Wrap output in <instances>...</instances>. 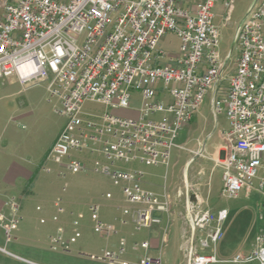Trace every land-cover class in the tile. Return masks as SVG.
Returning <instances> with one entry per match:
<instances>
[{
  "label": "built area",
  "instance_id": "obj_1",
  "mask_svg": "<svg viewBox=\"0 0 264 264\" xmlns=\"http://www.w3.org/2000/svg\"><path fill=\"white\" fill-rule=\"evenodd\" d=\"M233 2L0 0V79L15 74L26 86L46 83L50 99L57 101V113L65 120L48 160L79 173L86 171V165L72 153L95 156L93 171L120 187L122 214L132 217L135 231L169 218L172 201L167 192L158 195L144 189L143 171L127 165L167 167L170 150L179 147V133L208 93L214 117L222 114L228 125L223 133L226 155L220 162L221 194L236 198L242 190L254 189L264 197V0H253L236 27L232 45L238 57L229 72L231 54L222 58L218 51L213 17L220 4L228 20ZM168 33L179 40L176 53L159 46ZM135 94L137 108L131 105ZM86 102L105 111L88 114L83 110ZM118 110L134 112L136 117L112 113ZM189 196L187 188L177 191V197H184L190 230L183 239L188 264H264V230L256 235L249 253L218 259L215 247L227 211L214 214L198 196L195 202ZM104 197L112 198L109 193ZM6 205L10 217L0 216V228L9 242L20 219L19 204L10 198ZM54 207L63 213L59 202ZM99 211L97 204L89 206L92 230L106 239L116 231L99 218ZM52 221L57 222L58 216ZM71 225L67 240L63 227L49 237L50 250H66L80 238L78 219ZM198 233L204 236L195 243ZM124 246L121 238L118 253L106 250L87 257L129 264L118 259ZM148 247L140 242L132 248L147 251ZM138 264H160V259L144 257Z\"/></svg>",
  "mask_w": 264,
  "mask_h": 264
},
{
  "label": "rangeland",
  "instance_id": "obj_2",
  "mask_svg": "<svg viewBox=\"0 0 264 264\" xmlns=\"http://www.w3.org/2000/svg\"><path fill=\"white\" fill-rule=\"evenodd\" d=\"M252 1L234 0L228 20L224 19L227 12L222 5L218 4L214 8L213 23L219 34L218 51L222 58L229 53L231 54L227 67L229 72L234 71L238 57V51L232 45L236 27L245 16ZM159 46L169 53H176L179 40L174 34L168 33L161 39ZM135 96L137 97H134V102L131 105L137 108L139 106L138 95L135 94ZM210 98V93L205 95L195 114L189 131L191 139L187 142H182L180 139L176 140L179 147L170 150L167 167L149 168L136 163L127 166L139 167L148 172L149 175L146 176V179H151L152 186L150 188L160 192L164 187L170 196L176 194L178 187L183 189L184 181L191 182L195 177L201 180L203 184L208 185L203 190L208 202L211 206L224 208L227 211V216L221 223L222 237L215 248L218 259L228 260L236 252H246L245 249H241L242 244L246 241L247 245L252 242L251 249H253L254 236L260 221L258 220L255 224V220L253 222L251 217L253 214L256 217L259 216L256 208L257 201L264 197L254 189H244L236 198H227L221 194L220 171L213 162L208 161L207 148L210 144L218 142L219 133L224 127V116L219 114L215 119ZM57 107V101L50 99L44 82L26 86L19 82L15 74L0 79V169L9 168V166L12 167L10 169L27 167L34 172L32 185L28 187L27 183L24 187L27 192L23 195L25 198L20 193L15 194L21 198L22 203L18 222V228L21 231L19 242L24 243L23 238L31 232L43 240L47 231L56 232L59 226L66 228L67 233L64 236L67 240L72 235L71 223L73 219H78V230L81 236L69 246L73 255L82 254V259H89L87 257L89 255H100L113 240L106 241L93 232L90 212L86 206L90 202L101 206L104 203L101 194L106 191L110 192L112 196L109 201H116L121 205L124 203V199L120 187L114 186L107 177L93 171L95 156L86 155V153H72L86 165V171L79 173H72L66 170L63 165H57L48 160V153L51 149L49 146L65 124L64 118L57 113ZM83 110L88 114L100 115L105 111V108L92 102H86ZM112 113L120 117H136L134 113L124 110L113 111ZM195 140L201 142L200 146L203 144L206 146L203 157L192 152L196 148ZM200 167L203 168L204 174L196 176V171ZM150 173H154V175ZM3 174L0 172V176ZM254 184L256 187V180ZM55 202L60 203L64 210L63 214L57 213L54 207ZM259 205L261 204L258 203ZM37 206L39 210H36ZM53 215L58 216L57 222L52 221ZM64 216L67 217L65 224L61 221ZM40 219H43L44 223H40ZM128 229L137 232L132 224L128 226ZM169 229L171 227L168 228L167 232ZM139 232L143 233L144 230ZM203 236L200 233L196 234L195 243ZM12 239L7 242L4 237L5 243L8 244L11 243ZM26 243L28 242L26 241ZM8 244L5 249L12 251ZM50 251L56 254L62 251L65 253L62 255L74 257L67 254L68 249L64 250V247ZM205 253L209 254L208 251ZM177 254L179 261H184L183 253L178 252ZM93 262L108 264L99 261ZM217 264L233 263L222 262Z\"/></svg>",
  "mask_w": 264,
  "mask_h": 264
},
{
  "label": "crops",
  "instance_id": "obj_3",
  "mask_svg": "<svg viewBox=\"0 0 264 264\" xmlns=\"http://www.w3.org/2000/svg\"><path fill=\"white\" fill-rule=\"evenodd\" d=\"M194 118L195 115L192 121L179 133L177 139H180L182 142H187L191 139L189 131L191 124L194 121ZM223 126H224L223 130L220 131L219 133L218 142H214L210 144L207 148L209 153V156L207 157L208 161L213 162L216 165L215 167H217L220 171L221 187H222V168L220 166V162L224 159L226 155L223 133L227 132L228 130V125L225 117H223ZM60 131L61 130L58 131L56 137L54 138V140L52 141L49 147H51V145L54 143ZM195 141H196V148L192 152H194L196 155H199V152H201L199 156L203 157L204 156L203 153L204 150L206 149V146H204L205 144L200 146L201 142L198 140ZM10 168L12 167L9 166V168L5 167L0 169L1 174L4 173L2 176H0V216L4 215L6 217H10V213H11L9 207L6 205V203L9 201L10 198L17 199L19 203V212H20V210L22 209L21 198L15 196V194L20 193V195L23 198H25V196H23L26 192L24 187L29 182V180L34 176V172L30 168L27 167H17L16 169H10ZM142 171H143L142 187L144 189L158 195H162L163 193L167 192L164 187L160 192L153 191L150 188L152 186L151 179H146V176L149 175L148 172L144 170ZM150 174L154 175V173H150ZM203 174H204L203 168L200 167L196 171V176ZM205 186L208 185L203 184L201 180L195 177L191 180V182L184 181L183 189L181 187H178L176 189V194L174 196L173 195L170 196V193L167 192L168 196L172 201L171 214L169 218L162 217V223L160 225L153 226L150 229H144L143 233H140L139 231L134 232L128 229V226L131 224L133 225V223L131 216H124L122 214L121 209L122 207L125 206V203L120 205L116 201H109L104 199L105 194L107 193L111 194L108 191H106L104 194H101L104 200V203H102L101 206L97 203L90 202L86 207L89 210L90 205L97 204L99 206V209L102 210L99 211V218L106 224L112 226L113 229L116 231V233L111 235L109 238L106 239L104 238L106 241L109 242L113 240L108 246V248H105L104 251L107 250V251H112L114 253H118L119 240L121 238L124 239L125 241L124 253H122L120 256L118 255V259L120 262H128L129 264H138L142 258L149 257L151 259H157V258L160 259V264H188L185 252L183 251L184 250L183 239H184V235H187L190 230L186 222V217L184 216V207H185L184 197H177V191L178 190L183 191L185 190V188H187L190 195L189 198L192 197L193 195L192 198L194 200L192 202H195L196 200L195 195L198 196L203 206L209 209L210 211H212V213L214 214H216L218 211L226 210L224 208H216L215 206H211V204L207 200L208 198L205 196L203 192ZM258 203H260L261 205L258 206ZM37 208L39 207L37 206L36 210ZM256 208L259 213V216L256 217V215L253 214L251 217L250 215L251 220H253V222L255 220V224H257L258 220L260 221L259 225L257 226L254 239L261 230H264V198L262 200L260 199L259 201H257ZM66 219H67L66 216H64L61 219L63 224L66 223L65 222ZM170 227L171 229H169V231L167 232L168 228ZM64 229H65V233H67L66 228ZM20 232L21 231L17 226V228L14 229L12 232L13 239L11 243L8 244L5 243L3 232L0 229V264H101V263H94L93 261H90L87 258L82 259L83 258L81 257L83 256L82 254H79L77 256L73 255L71 253L70 246L68 247V252L66 253L70 254L71 256H74L72 258L66 257V255H62L65 254L62 251L58 252L57 254L52 253L49 249V237L51 235H54L55 232L47 231L44 235L43 240L39 239L37 234L34 235L32 232L27 233L26 234L27 236L23 238L24 243L19 242V239L21 238ZM26 241L28 243H26ZM140 242L148 243L149 247L147 251H144L142 249L133 250L132 248L133 245L135 243H140ZM7 244L11 247L12 251L11 250L7 251L5 249V246ZM247 244L248 243L246 241L245 243L242 244V248H241L242 250L245 249L246 252L243 251L236 252L234 255L238 253L241 254L249 253L252 250L251 249L252 242L250 243V245ZM178 252H180L181 254L183 253L182 257L184 261H179L178 258L179 256L177 254Z\"/></svg>",
  "mask_w": 264,
  "mask_h": 264
},
{
  "label": "trees",
  "instance_id": "obj_4",
  "mask_svg": "<svg viewBox=\"0 0 264 264\" xmlns=\"http://www.w3.org/2000/svg\"><path fill=\"white\" fill-rule=\"evenodd\" d=\"M33 179H34V176L29 180L27 186L29 187L30 185H32V182H33Z\"/></svg>",
  "mask_w": 264,
  "mask_h": 264
},
{
  "label": "water",
  "instance_id": "obj_5",
  "mask_svg": "<svg viewBox=\"0 0 264 264\" xmlns=\"http://www.w3.org/2000/svg\"><path fill=\"white\" fill-rule=\"evenodd\" d=\"M192 197H193V195H192ZM192 197H190V200H191V201H193V200H194Z\"/></svg>",
  "mask_w": 264,
  "mask_h": 264
}]
</instances>
